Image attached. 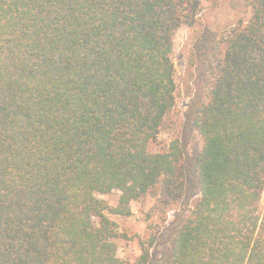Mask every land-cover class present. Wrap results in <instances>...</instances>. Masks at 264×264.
<instances>
[{
    "label": "trees",
    "instance_id": "1",
    "mask_svg": "<svg viewBox=\"0 0 264 264\" xmlns=\"http://www.w3.org/2000/svg\"><path fill=\"white\" fill-rule=\"evenodd\" d=\"M246 5L248 20L209 57L193 121L199 193L164 264H264V0ZM201 10L202 0H0V264H125L112 217L150 196L163 223L182 203L173 40ZM113 191L115 206L101 198ZM152 232L133 264L149 262Z\"/></svg>",
    "mask_w": 264,
    "mask_h": 264
},
{
    "label": "rangeland",
    "instance_id": "2",
    "mask_svg": "<svg viewBox=\"0 0 264 264\" xmlns=\"http://www.w3.org/2000/svg\"><path fill=\"white\" fill-rule=\"evenodd\" d=\"M250 9L246 0H202V10L195 26H181L174 35L173 63L177 98L175 116L178 124L180 144L184 155L186 189L182 203L166 215L165 222L152 215L153 198H145L131 203L132 215L127 218L112 217L117 225L119 238L115 240L117 256L125 264H133L140 255L139 243L152 232L154 223L155 242L150 249L147 264H164L172 253L175 234L184 221L192 201L199 189L195 173V162L200 150V140L194 130L193 121L201 104L204 88L210 74L209 57L219 35L238 22H246ZM193 62L192 76L187 83L186 68ZM162 143L168 142L167 134L159 135ZM119 193L113 191L101 198L115 206ZM261 212L264 211V192L261 198Z\"/></svg>",
    "mask_w": 264,
    "mask_h": 264
}]
</instances>
